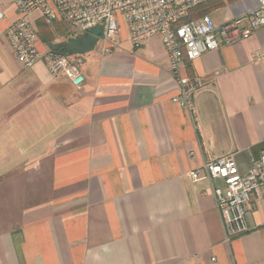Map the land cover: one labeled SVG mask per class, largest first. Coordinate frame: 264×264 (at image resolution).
<instances>
[{"label":"crops","instance_id":"1","mask_svg":"<svg viewBox=\"0 0 264 264\" xmlns=\"http://www.w3.org/2000/svg\"><path fill=\"white\" fill-rule=\"evenodd\" d=\"M205 2L212 17L227 9L217 23L258 4ZM0 13V154L24 155L0 175V264H264V195L249 231L227 240L212 189L221 181L202 171L234 154L246 173L264 150V26L184 60V75L204 80L190 113L172 101L160 36L135 48L124 27L104 52L102 27L51 28L34 12L40 50L78 60L77 89L43 60L24 67L5 35L11 0Z\"/></svg>","mask_w":264,"mask_h":264},{"label":"built area","instance_id":"2","mask_svg":"<svg viewBox=\"0 0 264 264\" xmlns=\"http://www.w3.org/2000/svg\"><path fill=\"white\" fill-rule=\"evenodd\" d=\"M11 1L17 16L7 26L5 35L17 60L24 67L43 60L52 74L66 76L77 89L82 88L85 80L78 60L53 49L40 50L32 20L34 12H39L50 24L62 19L81 32L102 27L104 52H110L119 42L124 27L135 48L160 36L179 88L172 101L190 113L196 110L195 93L204 80L184 75V60H194L223 45L246 40L264 26V0H258L257 6L248 12L221 23L215 22L209 13L193 15L206 0ZM202 171L211 181H221L212 189L227 240L249 231L248 215L257 199L264 195V150L252 160L246 173L241 172L234 154L207 162ZM200 172L197 170L192 175L199 178Z\"/></svg>","mask_w":264,"mask_h":264},{"label":"rangeland","instance_id":"3","mask_svg":"<svg viewBox=\"0 0 264 264\" xmlns=\"http://www.w3.org/2000/svg\"><path fill=\"white\" fill-rule=\"evenodd\" d=\"M226 17H229L227 9H221L218 13L213 14V18L216 22ZM53 25L54 23H51L49 27L52 28ZM22 161H24V155L22 154H0V175L13 167L14 163H21Z\"/></svg>","mask_w":264,"mask_h":264},{"label":"trees","instance_id":"4","mask_svg":"<svg viewBox=\"0 0 264 264\" xmlns=\"http://www.w3.org/2000/svg\"><path fill=\"white\" fill-rule=\"evenodd\" d=\"M208 2H204L202 3L201 5H199L195 10H194V16H199V15H203V14H206L208 13ZM90 31V30H89ZM53 50L55 51H58L60 53H64V54H67L65 51L64 48H60V49H57V48H53ZM68 55V54H67Z\"/></svg>","mask_w":264,"mask_h":264}]
</instances>
